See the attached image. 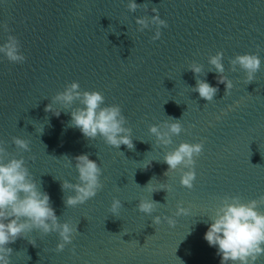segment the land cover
Here are the masks:
<instances>
[{
  "label": "water",
  "instance_id": "water-1",
  "mask_svg": "<svg viewBox=\"0 0 264 264\" xmlns=\"http://www.w3.org/2000/svg\"><path fill=\"white\" fill-rule=\"evenodd\" d=\"M135 2L147 7L129 12L127 0L0 2V22L9 29L0 30V43L16 36L26 57L19 64L0 58V140L10 155L24 157L58 219L71 221L77 231L61 252L55 251L54 232L18 237L8 245L11 264H219L215 248L202 238V221L224 196L247 202L264 195V0ZM152 7L167 24L157 40L151 39L154 25L137 31L135 23L150 17ZM217 51L233 84L226 94L218 74L208 72V57ZM244 53L261 59L248 83L229 65ZM191 63L202 65L199 78L218 88L211 102L191 91ZM73 81L81 91L100 92L105 105L120 106L133 149L85 138L69 126L65 111L59 117L44 111L49 98ZM169 117L180 119L182 131L162 146L148 127ZM13 136L27 139L30 150H18ZM180 142L203 145L194 158L191 189L179 184V170L165 175L163 155ZM80 154L98 163L102 188L67 207L64 198L72 193L62 191L60 182H77L73 158ZM161 184L169 190L150 192ZM113 197L122 204L117 216L108 211ZM140 199L157 202L152 215L173 216L174 225L152 224L151 216L137 211ZM178 204L189 215L174 216ZM256 264H264V255Z\"/></svg>",
  "mask_w": 264,
  "mask_h": 264
},
{
  "label": "clouds",
  "instance_id": "clouds-1",
  "mask_svg": "<svg viewBox=\"0 0 264 264\" xmlns=\"http://www.w3.org/2000/svg\"><path fill=\"white\" fill-rule=\"evenodd\" d=\"M129 12H135L138 7H147L145 4H137L135 0H127ZM153 13L149 16H140L135 19L138 26L137 31L155 26L152 40L161 36V27H167L166 22L158 15L156 7L151 8ZM0 30L8 32L6 23L0 22ZM21 45L14 35H7L3 43H0V58L10 63H23L26 59L20 51ZM223 53L217 51L215 55L208 57V72L218 74V83L225 85V94L232 87V81L223 73L225 71L222 63ZM233 71L238 67L244 74L246 83L252 81L261 66L260 57L255 54H237L229 60ZM195 77V85L191 91L198 93V96L205 101L211 102L218 88L210 85L206 79H200L203 66L198 63H191L187 67ZM50 103L45 106V112H52L59 117L61 111L70 116L69 126L77 128L80 133L88 139H95L99 136L103 142L118 149L121 145L133 149L131 129L126 127V118L121 108L116 104H104V96L96 91L80 90L77 82L66 84L63 91L51 96ZM78 106L73 107V102ZM162 121L160 124H153L148 127V132L154 136L155 142L162 146L172 143V136L182 131L180 119ZM42 132V130H41ZM12 144L21 151H29V141L17 136L11 138ZM4 142L0 140V264H11L12 249L9 244L14 243L18 237H26L27 233L33 230L41 236L49 233L58 235V242L55 251L61 252L65 246L72 241L76 231V225L71 221H60L55 210L50 204V197L46 191L41 190L38 182L26 166L23 156L16 158L10 155ZM202 143L180 142L170 151H166L162 161L168 168L165 175L170 171L179 170V184L182 187L191 189L195 179L194 164L195 157L202 151ZM73 164L77 173V182L67 180L60 182L62 191H70L72 194L64 198L67 207L83 204L93 198L98 190L102 188L100 181L101 168L95 160L87 154L75 156ZM151 160L145 166L150 164ZM144 166V167H145ZM151 181L146 185L148 187ZM165 189L162 184L158 188H151L150 192ZM258 204H264V195L258 199H250L242 202L239 196H224L214 208L212 214L202 222L206 224L203 239L209 247L215 248L219 257V264H256L258 257L264 255V212L258 211ZM158 205L151 199H140L136 206L137 211L151 216L152 224L159 225L162 220L170 227L174 225L173 216L152 215ZM122 208L121 201L115 197L111 200L108 211L117 216ZM189 215L188 208L179 204L176 207L174 216ZM190 234V230L187 232ZM33 246L36 241L27 238Z\"/></svg>",
  "mask_w": 264,
  "mask_h": 264
},
{
  "label": "snow or ice",
  "instance_id": "snow-or-ice-1",
  "mask_svg": "<svg viewBox=\"0 0 264 264\" xmlns=\"http://www.w3.org/2000/svg\"><path fill=\"white\" fill-rule=\"evenodd\" d=\"M0 2H2V0H0Z\"/></svg>",
  "mask_w": 264,
  "mask_h": 264
}]
</instances>
